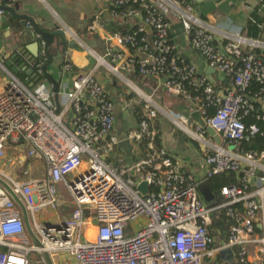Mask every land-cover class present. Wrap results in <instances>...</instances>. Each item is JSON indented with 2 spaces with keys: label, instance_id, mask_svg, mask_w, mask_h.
Here are the masks:
<instances>
[{
  "label": "built area",
  "instance_id": "obj_1",
  "mask_svg": "<svg viewBox=\"0 0 264 264\" xmlns=\"http://www.w3.org/2000/svg\"><path fill=\"white\" fill-rule=\"evenodd\" d=\"M103 1L114 21L134 29L120 36L99 27L95 16L85 26L91 33L101 29L103 49L95 53L66 25L57 24L66 41L93 59L67 89L58 91L57 112L45 79L28 87L0 61V264H46L44 255L58 251L76 264H206L205 258L218 264L213 259L219 250L232 247L235 251L222 257L226 264H264V148L236 149L240 141L262 136L264 130L258 112L254 118L263 121L262 130L244 122L255 103L264 109V62L254 54L259 40L218 31L196 13L194 0ZM255 1L264 7V0ZM176 24L184 45L222 74L219 84L195 73L172 28ZM62 69L70 71L71 64L65 62ZM101 71L118 77L143 101L138 131L120 138L111 134L115 103L103 89ZM127 71L155 78L182 109L172 113L154 104L125 76ZM225 79L229 84L223 86ZM250 81L258 85L252 94ZM124 94L120 108L127 113ZM158 115L195 143L203 175L195 177L179 156L154 149L118 171L105 162L112 146L138 139ZM206 129L218 135V144ZM20 145L27 146L26 156L44 159L42 177H30L25 166L20 179L3 171L5 149ZM147 147L152 148L151 140ZM220 173H234L235 182L220 187L221 201L204 202L197 184ZM140 182L147 186L145 196L136 189ZM56 183L72 203L61 220H56ZM88 204L91 213L85 210ZM44 208L52 220L36 217ZM220 212L227 218L226 236L213 247ZM29 253L35 258L30 260Z\"/></svg>",
  "mask_w": 264,
  "mask_h": 264
},
{
  "label": "crops",
  "instance_id": "obj_2",
  "mask_svg": "<svg viewBox=\"0 0 264 264\" xmlns=\"http://www.w3.org/2000/svg\"><path fill=\"white\" fill-rule=\"evenodd\" d=\"M2 1L3 0H0V3H2ZM4 5L13 7L15 6L17 13L28 11L33 15L34 19L37 21V23H39L40 28L43 30H50L55 24L62 23L66 25L70 31L73 32L82 43H84V45L93 49L95 53H101L103 49V41L100 38L101 29L98 28L97 31L91 33L85 30V26L95 16L97 17L98 26L106 30V27L110 25V22L114 23L113 18L110 17V14L108 13V7L103 0H6ZM194 6L196 13L198 12V15L203 20L212 25V27L218 31L228 30L231 32H237L239 35L244 37H247L244 34V28L250 18V13L253 11H257V13L260 14L262 13V10H260L261 7L255 0H194ZM6 15L8 18H11L9 13ZM9 25L10 23L0 25V39L3 42V45L7 47V52L14 50L18 52L16 65H20L24 68L28 67L30 65L29 61L31 58H35L37 55H39L37 52L36 42L33 38L34 36L29 34L31 33L30 31H23V28L17 31L14 28H10ZM261 37V39L258 38L260 43L257 48L263 51L264 32ZM184 47L185 51L183 54L185 58L191 61V63L194 65L195 73L197 75H209L210 77H213L217 80L216 84H219L221 80H218L217 78L218 73H207L209 68L205 65L203 59L189 47L185 45ZM49 53H52L55 56L51 63L47 66V72L51 74L54 79L59 80V91L67 89L76 73L86 70L93 62V59L89 56H86L83 48L77 44L68 45L64 49H61V47H55L52 44L49 46ZM59 56L61 57L60 59H58ZM64 62H69L73 67V70L70 69L68 72L64 71L62 69L63 65L61 64ZM41 63V61L38 62L36 64V68H38ZM127 72L125 73V76H127V78L131 79L132 81L134 80L133 82L136 84L140 83L147 92L139 88L136 84L135 85L141 92L150 95L152 101L154 100V104H157L159 107L164 108L165 110L172 113L174 111V105L181 106L182 109L183 104L177 98L165 95L171 99L167 101L168 99H166L163 94L158 92V89H160L161 86L158 84L155 78H141L136 73H130V71ZM18 73L23 74L25 81L26 76L24 73L22 71H19ZM110 76L111 74L108 75L105 71H101L99 74L103 89L111 96L115 103L116 113L120 108L119 99L121 98V93L123 94L124 91L116 88L117 85L114 84V77L111 79ZM40 80L43 81L42 78ZM40 80L36 83H41ZM225 80L226 81H223V86L229 84L228 80ZM46 83L51 88L47 81ZM216 87H218V85ZM127 93L133 95V93L129 91L126 92V94ZM164 105H166L167 108H165ZM123 113L126 116V112L123 111ZM159 117L160 116L158 115L155 118V131L158 133V139L163 149L167 153L175 154L185 161V168L192 172L195 177L200 176L201 173L203 175L204 171L202 170H204V167L199 163L200 156L195 143L187 138L176 127L171 125L166 117L163 116L165 119L162 118L166 122L164 120H159ZM126 119L129 120V117H126ZM129 127V124H126L122 130H119L118 127H114L112 128L111 134L116 138H120L126 134L125 130H127ZM129 142L132 148L129 154H125V156L128 158L127 160L132 161V157L137 156L139 158L142 154L139 153L137 146H135L131 140ZM116 148L118 147L116 146ZM120 150L124 153L122 149ZM38 157L35 155L34 157L17 155L16 157L10 158L9 164L5 165L2 169L11 177L20 179L18 178L20 176V170H22L25 166L28 168V174L31 177L34 175L33 172L37 170L36 167H34L33 162L35 159H39ZM228 174H231L233 181L236 179V175L234 173H226V175ZM211 193L213 197L212 200L218 201V197L222 199L219 190L216 196L212 191ZM58 199L60 201V205L62 204L63 206L64 200L61 197L59 198V196ZM59 209L62 210V213L59 217L57 209L56 220H61L66 216V212H63V208ZM43 211L46 213L45 218L41 217V215L44 213ZM222 213L223 212H220L214 221V223H216L214 231L216 236L214 237L215 241L213 243V247L218 246L219 242L226 236V226L222 231H218L217 229V223H226ZM36 217L40 219H46L48 221L52 220L51 213H49L48 209L46 208L42 209L40 214H37ZM229 249L230 251H235V248L233 247ZM55 253L44 255L46 264H76L71 257H69L70 261H65L64 263H55L53 260V254ZM208 259L209 258L204 259L206 264H209ZM213 262H217L218 264H226L225 261H222V258L218 257V253L216 254V258L213 259Z\"/></svg>",
  "mask_w": 264,
  "mask_h": 264
},
{
  "label": "water",
  "instance_id": "obj_3",
  "mask_svg": "<svg viewBox=\"0 0 264 264\" xmlns=\"http://www.w3.org/2000/svg\"><path fill=\"white\" fill-rule=\"evenodd\" d=\"M6 0H3L0 3V25L5 23H10V28H14L15 30L19 31L23 28V31H30V35H33L34 41L36 42L37 55L35 58H31L29 61L30 65L28 67H22L20 65H16V59H18V52L17 51H9L7 52V47L3 45V42L0 39V61L6 66L14 75H17L19 71H22L26 76L24 83L31 87L34 83L39 81L41 78L45 79L50 86L51 91L53 93V101L55 106V112L58 111V101H57V93L59 91V80L54 79L51 74L47 72V66L51 63L54 59L52 53H49V46L54 45L55 47H61V49L66 48L68 45H73L72 41H66L64 37V33L61 29H59L58 25H53L52 29L50 30H43L40 28L39 23L34 19L33 15L28 11H22V13L16 12V7L4 5ZM7 13L11 16V18L7 17ZM198 14V12H197ZM172 28L174 29L175 33L178 34V40L180 45H184L185 39L182 36L181 28L179 24L173 25ZM147 32L150 31L148 27L145 28ZM61 57L59 56L58 59ZM42 62L39 65L40 72L37 73L36 64L38 62ZM207 73H213V69H208ZM218 80H222L223 76L221 73L217 75ZM192 117L195 121L201 124L200 120L198 119L195 113L192 114ZM206 133L210 135L215 143H219V137L215 134L212 130L206 129ZM118 148L122 149L126 155L129 154L132 146L128 139H122L117 142L116 145ZM146 184L144 182H140L136 189L139 190L142 195L145 196L146 193ZM197 191L200 194L201 198L205 202H210L212 200V193L210 191L208 181H202L197 184Z\"/></svg>",
  "mask_w": 264,
  "mask_h": 264
},
{
  "label": "trees",
  "instance_id": "obj_4",
  "mask_svg": "<svg viewBox=\"0 0 264 264\" xmlns=\"http://www.w3.org/2000/svg\"><path fill=\"white\" fill-rule=\"evenodd\" d=\"M260 10H262V13H257V11H253L250 13V18L246 23V26L244 28L245 30V35L247 37L253 38V39H258V38H262V34L264 32V7H262ZM113 21V20H112ZM114 23H109L110 25H108L106 28L107 30H109L110 32H116L118 33L120 36H124L127 33H130L131 31H133V27H130L128 25L122 24V23H118L117 21H113ZM262 27V28H261ZM254 54L256 57H258L260 60H262L264 62V50L261 51L258 48L254 49ZM65 63V62H64ZM64 63H61L62 65H64ZM71 70H73V67L71 66ZM17 78H19L20 80H22L24 82V78H23V74L22 73H18L16 75ZM258 89V85L256 82L254 81H250L249 85H248V91L249 94H252L254 92H256ZM124 100L127 102V113H126V117L129 119H131L130 122V127L125 130L127 135L130 131H138L139 130V123L141 121V119L143 118V114H144V110H143V101L131 94H124ZM256 112L260 113L261 116L264 117V109L260 110L259 105L257 103H255L254 105V110H252L251 112H249L247 114V116L245 117V124H249L254 122L260 130L263 129V121L262 120H255L254 115L256 114ZM129 130V131H128ZM154 131V135L151 137L150 135V131ZM151 140V144H152V148L149 149L147 147L148 142H150ZM131 142L137 146L139 153L142 154L141 157L142 158H147L152 150H156L157 152H162L163 155L166 154V151L163 149V147L161 146L159 139H158V133L155 131V121L153 123V126H149L146 128V130H144L143 132H141V135L138 139H132ZM116 146H112L111 150H109L108 154L104 156V160L107 164H109V166H111L112 168H114L116 171L119 170V167H124L125 165H128L130 163L136 162L138 159H140L141 157H137L134 156L132 157V162H128L129 160H123L121 158H119L118 160L116 159H112L110 156V153L113 149H115ZM264 148V130H263V134L262 136H253L250 137L248 140H242L239 142V144L236 146V149L238 151L241 152H245V151H260ZM122 154L125 155V153L122 152ZM154 163V160L150 162V164L148 165V167H146V169H149L150 166ZM112 164H114V166H112ZM208 185L210 190L214 193V195L216 196V194L218 193V190L220 187L225 186L227 184H231L235 182V179L233 181V178L231 176V174L226 175V173H220V174H216V175H212L210 176L208 179ZM218 201L221 199L218 197L217 198ZM239 206V204H234L231 207H236ZM222 216H224V214L222 213ZM225 218V222H226V217ZM227 225V223H217V229L218 231H222L223 229H225V226ZM224 226V227H223Z\"/></svg>",
  "mask_w": 264,
  "mask_h": 264
},
{
  "label": "rangeland",
  "instance_id": "obj_5",
  "mask_svg": "<svg viewBox=\"0 0 264 264\" xmlns=\"http://www.w3.org/2000/svg\"><path fill=\"white\" fill-rule=\"evenodd\" d=\"M135 79V78H134ZM134 81V80H133ZM114 84H116V88H119L120 90H123L125 92H128L129 90L126 88V86H124L121 82V80L118 78V77H115L114 78ZM136 84V83H135ZM139 88H141L142 90L146 91L145 88L140 84V83H137L136 84ZM121 92V91H120ZM147 92V91H146ZM158 92L160 94H163L164 96L166 95L164 93V91L160 88L158 89ZM146 94V93H145ZM135 97L139 98L137 95H134ZM166 99H168L167 101L171 100L170 98L166 97ZM140 99V98H139ZM154 101V100H153ZM165 108H167L166 105H164ZM174 111L177 112L181 109V106H177V105H174ZM164 109V108H163ZM169 110V109H168ZM173 111V113H175ZM159 120H164L165 118L163 117V115H159ZM164 118V119H162ZM130 120V121H129ZM127 120L126 119V116L124 115V113L122 112L121 108L118 109V111L115 113L114 115V123H113V128H117L119 130H122L123 127L126 125V124H129L130 125V122H131V119ZM165 121V120H164ZM166 122V121H165ZM168 123V122H167ZM177 131V130H176ZM26 151H27V146L26 145H21V146H11V147H8L5 149V157L4 159H2L3 161L1 162V168H4L5 165L9 164V159L10 158H13V157H16L17 155H24L26 156ZM36 157H38L39 159H35L33 164H34V167H36V171L33 172L34 175H32L31 177H42L44 174H45V165H44V161L43 159L41 158V156L39 154H35ZM31 157V156H30ZM34 157V156H33ZM112 159H116L118 160L119 158L123 159L124 161L127 160L128 158L122 154V151L118 148H115L111 151L110 153V156ZM119 161V160H118ZM128 162H132V161H128ZM112 166H114V164H112ZM122 168V167H119V169ZM41 172V173H39ZM39 173V174H38ZM39 175V176H38ZM22 174H20V176L18 178H22ZM67 181L68 180V177H67ZM55 191L58 193V196L59 198L61 197L63 200H64V204L62 206L59 205L58 207V215L60 217L61 213H62V210L59 209V208H63V212H66L65 214L67 215L69 213V210L72 206V203H71V199L69 197V195L67 194L65 188L60 184V183H56L55 184ZM85 210L88 212V213H91L92 212V205L88 204L85 206ZM44 212V211H43ZM46 213L44 212L41 217L42 218H45ZM36 216H37V213H36ZM59 219V218H58ZM133 223H130V226H132ZM215 228V226H214ZM213 229V228H211ZM213 232H214V229H213ZM230 251L229 248H222L219 250L218 252V257L222 258L223 255L225 253H228ZM29 259L32 260L35 258V253H29L28 255ZM53 260L55 263H61V262H65V261H70V258H69V255L67 253H65L64 251H58V253H55L53 254ZM230 260V257L227 258V261L229 262Z\"/></svg>",
  "mask_w": 264,
  "mask_h": 264
},
{
  "label": "bare ground",
  "instance_id": "obj_6",
  "mask_svg": "<svg viewBox=\"0 0 264 264\" xmlns=\"http://www.w3.org/2000/svg\"><path fill=\"white\" fill-rule=\"evenodd\" d=\"M83 55V54H82ZM91 231V228H89L88 230H86L87 233H89Z\"/></svg>",
  "mask_w": 264,
  "mask_h": 264
}]
</instances>
